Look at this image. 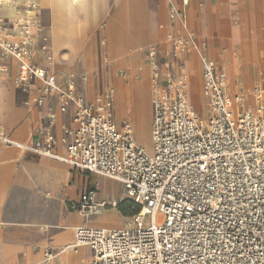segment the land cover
<instances>
[{"label": "built area", "instance_id": "1", "mask_svg": "<svg viewBox=\"0 0 264 264\" xmlns=\"http://www.w3.org/2000/svg\"><path fill=\"white\" fill-rule=\"evenodd\" d=\"M188 4L181 0L172 14L182 19ZM193 40L190 34L175 39L174 51L188 54ZM4 51L18 62L17 87L28 88L35 79L44 94H59L61 112L68 102L76 105V128L65 157L51 153V136L46 147L36 143L30 150L78 173L120 183L140 206L122 229L78 227L69 247L74 253L88 247L91 264H264V76L252 90L256 111L246 112L228 97L225 74L202 58L209 111L202 120L185 77L166 74L161 86L151 51L153 155L148 156L136 145L129 123L121 130L113 123L109 98L86 104L75 97L70 81L60 90L53 74L24 62V39ZM107 208L116 204L97 203L96 191L89 187L70 206L83 216ZM55 257L43 249V264Z\"/></svg>", "mask_w": 264, "mask_h": 264}, {"label": "crops", "instance_id": "2", "mask_svg": "<svg viewBox=\"0 0 264 264\" xmlns=\"http://www.w3.org/2000/svg\"><path fill=\"white\" fill-rule=\"evenodd\" d=\"M153 1L149 0L147 3L149 24L145 30H142L137 48L134 49L128 37L122 53L116 51L118 49H115L105 34L107 18H103L97 28H93L95 35L85 38L84 35L79 36L70 30L69 24L64 26L66 38L80 41L81 50L91 54L94 70L89 76L79 66L75 68L59 66L55 71H49L42 61L34 63L55 76L56 85L60 90H65L67 82L70 81L75 97L86 104L98 98H109L113 122V113L120 114L123 118L118 124L115 122L114 124L121 130L124 123H129L133 129L134 141L142 119L148 117L152 121L149 53L151 51L155 53L153 62L160 73L161 86H164L162 80L166 74L175 79L183 76L188 83L190 94L193 87L192 78L183 73L182 69L185 70L187 59L197 56L201 77L200 56L203 53L208 57V50L199 31L192 29L190 32L196 35L199 52L178 54L174 51L173 41L183 36L187 29L184 25L187 11L193 9L199 12V17H203L201 12L205 11L208 2L212 14L218 9L221 19L228 22L212 31L210 48L214 51L220 48V42L229 44L233 42V26L240 20V6L243 2V0H189L190 4L184 11L183 20L175 22L171 18L167 20L168 6L164 0H157L158 4L155 6ZM172 1L180 7L181 0ZM258 1L264 7V0ZM164 6L167 10V18ZM49 9V5H43L39 11V23L42 24L45 35H48L52 22ZM67 18L69 17L66 16ZM193 18L198 21V16ZM45 22L49 25L47 28ZM89 27L91 26L87 28ZM69 32L73 34H68ZM44 39L46 38L43 37ZM107 52H112L111 64L103 63ZM118 56H121L122 60L119 61ZM208 58H210L207 59L208 61L214 63L217 71L224 73L215 61L214 55ZM193 64L196 65L195 62ZM4 66H8V71L0 75L2 98V100L0 98V110H2L0 111V264H43L45 248L51 249L56 254L52 264H91L93 255L88 247H81L77 253L69 248L74 242L75 230L86 226L83 222L84 216L72 211L70 206L79 202L80 195L88 187L96 191V187L91 184L92 180L103 179L120 187L117 197L103 194V198L105 197L107 201L100 200L96 191L97 203L125 200L127 198L125 189L116 181L96 175H90L92 177L89 182L88 174L73 171L61 160L38 156L30 150L36 143L46 147V137L51 136L53 138L51 153L59 158L65 157L67 147L73 141L72 133L76 128L73 121L76 105L74 102H68L65 111L61 112L57 92L44 94L42 83L35 79L28 88L17 87L14 79L17 77L18 62L11 58L10 63L5 62ZM241 70L244 74L237 78V84L239 91L243 92L244 86L249 83L245 80L246 73H252L253 80H256L257 71L250 65L242 66ZM226 81L228 93V77ZM139 90L143 92L141 99L137 95ZM50 116H53V119H49ZM110 213L118 218L115 208H107L94 216ZM124 225L121 220L119 223L105 220L100 225L86 227L122 229L126 227Z\"/></svg>", "mask_w": 264, "mask_h": 264}, {"label": "rangeland", "instance_id": "3", "mask_svg": "<svg viewBox=\"0 0 264 264\" xmlns=\"http://www.w3.org/2000/svg\"><path fill=\"white\" fill-rule=\"evenodd\" d=\"M114 1L108 2L106 4L103 12L99 15L96 23L92 27H89L86 33L84 34V38L90 35H95L94 29L97 28V26L100 24L103 18H107L108 21L106 25V30L110 32L108 33L109 40L111 41L115 49H118L116 51H118V53H122V51H124L123 48H125L126 40L128 37L130 38L129 40L131 42V45H133L132 43L134 41L136 42V45H133V46L134 48H137V45L141 40L142 34H138V32H136V29L142 27L144 22L149 24V9H148V4H147L149 0H114ZM152 3L155 6L158 4V1L154 0ZM30 6H31L30 3L26 5L25 2L23 1H21L20 3H17L16 1V3H13V8L15 9V13L18 16V18L16 20H10L7 17L0 18V26H1L0 27V74L8 71V66H4V65H5V62L10 63V59H11V58H7L3 56L2 52L5 50L6 46H13L14 44L19 43L21 41V37H23L22 32L24 31V27L27 26L26 25L27 18L25 15V11L28 10V7ZM164 8H165V16L167 18V10L165 6ZM240 10H241L240 18H239L240 20L237 25H241L243 29L246 26H248L249 30L244 31V34L252 36L253 37L252 40L254 42L257 40V37H258V33L255 28H256V25H259L262 28V37H263L262 42L264 44V7H263V4L258 0H243L240 6ZM218 11L219 10L217 9L216 13L212 14L210 5L207 2L205 11L201 12V15L203 17H199V12L193 11V9H191L190 16L189 17L186 16V19L184 21V25L187 28L185 31H190L192 29L199 31L200 37L203 38L202 40H204V42L207 45V50H208L207 53L210 57H212L214 53H218L219 51H221V43H222L220 42L219 49L214 50V51L211 50L209 39L211 37L212 31L214 29L219 28L218 23L220 24L228 23V22H224L221 19V17L218 15ZM38 14L39 13H37V20L39 21L40 16ZM195 16H198V21L195 18H193ZM20 20L22 21V25H19L18 21ZM48 26L49 25L46 23L45 27L47 28ZM14 29L18 31L17 34L13 33L15 31ZM70 34L72 35L73 33H70ZM43 35H45V33L41 34L40 37H42ZM238 38L242 39L241 36H239ZM47 42L48 41H45V39L42 40V42L36 39V45L34 49L35 53H32V57L35 63L42 61L43 64L47 67V69H49V71H55L56 68H58L59 66L75 68L76 66L79 65V62L76 60V57L70 60L64 61L60 59L56 54L53 56L46 55L44 50L48 49ZM237 42H241V40H237ZM31 45L32 47H34V44H31ZM81 48H82L81 42L78 41L77 50H76L77 53L82 52ZM36 52H39V53H36ZM43 52L45 53V55L43 54ZM109 53L112 54V52H109ZM99 57L101 59L100 54H99ZM195 58L197 61H199L198 60L199 57L197 58V56H195ZM2 62L4 63L2 64ZM255 62H256V65H258L257 77L259 79V76L264 66V51L258 57H256ZM217 64L221 67L220 62L219 63L217 62ZM80 67L85 70V73L88 76L90 75L91 70L94 69V67L91 65H83ZM182 72L184 73V69H182ZM70 75H72V73H70ZM15 81H16V78L14 79V84H15ZM254 86L255 84H253L250 89L252 90ZM142 93H143L142 90H139L137 92V95L139 96L140 99L142 98ZM228 93L230 95V96L228 95L230 98L234 97V94L233 95L230 94L229 91ZM189 95H190L191 103H193V101H196L197 98L195 95H192L191 93ZM196 110L198 111V109ZM198 113H199V117L202 120H206L209 115L208 103L206 104V106L201 104L199 106ZM113 117H114L113 118L114 122L117 124L120 121H122V117L120 114L118 115V114L113 113ZM151 123L152 121L151 119H148V117L145 119L143 118L141 125L135 135L136 145L138 147H142L148 156L153 155ZM90 177L92 176L87 175V181L89 182L91 181ZM91 184L96 187L97 195H99L100 200L107 201L105 197L103 198V194L105 193L110 195L111 197H117L119 190H120V187L117 184L105 182L103 179H100L99 181L92 180ZM125 194L127 197L125 200H122L120 202H114V204H116L115 210L118 212V218L127 225L129 222H131V218L133 217V215H135L139 211L140 206L137 203L135 198H131L127 196L126 191H125ZM105 219L107 221L112 220L115 223L120 222V220L117 219L116 215L113 213L105 214L103 216H84L83 222L86 226H96V225H100L102 223L101 221L103 220L105 221ZM148 220L149 219L146 218L145 222L147 223Z\"/></svg>", "mask_w": 264, "mask_h": 264}, {"label": "bare ground", "instance_id": "4", "mask_svg": "<svg viewBox=\"0 0 264 264\" xmlns=\"http://www.w3.org/2000/svg\"><path fill=\"white\" fill-rule=\"evenodd\" d=\"M16 1H17V3H20L21 1H23V2H25L26 5L29 3L31 4V6L28 7V10L25 11V15L27 18V21H26L27 26L24 27V31L22 32L23 37H21V39L25 40V44H26L27 58L24 61L26 64H34L35 63V61L33 60V57H32V53H35L34 49H35V45H36V39H38L39 41H42L43 40L42 37L46 36V35H43L42 37H40V35L44 33L43 32L44 29L42 28V24L39 23V21L37 20V13H39V11L43 5H49L50 6L49 10L52 14V22L50 24V29L48 30L49 32L47 35L49 38L47 36L45 37L46 38L45 41H48L47 42L48 43V49L44 50L46 55L53 56L56 54L60 59H62L64 61H67V60H70V59L76 57V60L79 62V65H78L79 67L83 66V65H91L94 67V62H93L91 54L89 52L87 53V51L86 52L82 51V52L77 53L76 50H77L78 41L77 40L71 41L70 39L66 38L64 26L66 24H69L70 30H73L79 36L84 35L88 29L87 27L88 26L92 27L96 23L99 15L103 12L106 4L108 2H113L114 0H0V18L7 17L10 20H16L18 18V16L15 13V9L13 8V3H16ZM164 1L166 2L167 6H168V19L171 18L175 22L183 20V18L178 19L175 15L172 14L171 8H172V6L177 7L176 4L173 3L172 0H164ZM189 4H190V1H189ZM189 4H188V6H189ZM185 9H184V11H185ZM190 10L191 9H189L187 12V17L190 16V13H191ZM66 16L69 17V18H67L68 20L66 19ZM18 22H19V25H22L21 20ZM225 24L224 23L223 24L218 23V27H222ZM147 25L148 24L144 22L142 27L136 29V32H138V34H141L142 30L143 29L145 30ZM248 28L249 27L246 26L243 29L241 25H237V24L234 25L233 26V42L230 44L222 42L221 43V51H219L218 53H214V57H215L216 62H218V63L220 62L222 70H224V72L226 74L225 76L228 77V91L230 92V94H232V95L234 94V97H231V99L233 101L238 100L239 105L242 107V109L244 111L254 113L256 111V98L253 95V92H252L253 89L251 90L250 88L253 84H255V86H256V85H259L261 83V80L264 76V67H263V70L261 71L259 79L257 77L256 80H253L254 76L252 73L248 74L247 71H246L247 73L245 72L246 73L245 80L247 82L249 81V83L246 82L247 84L244 86L243 92L239 91V86L237 84V78L239 76H241L242 74H244V72H242V70H241V67L242 66L247 67L250 65V66H253L257 71L258 65H256V62H255L256 57H258L264 51V44L262 42V38H263L262 37V28L259 25H256L255 29L258 33V37H257V40L255 42L252 40V38H253L252 36L244 34V31L249 30ZM14 30L15 31L13 33L17 34L18 31L16 29H14ZM242 31H243V33H242ZM108 33H110V32L108 30H105V34L107 36H108ZM68 34H70V33H68ZM184 34H190V35H193V37H194L193 44L191 45L190 51L188 54H190L192 52H194V53L199 52L198 45L196 42V35L190 31H184ZM239 36H241L242 39L241 38L239 39L238 38ZM237 40H241V42H237ZM31 44H34V47H32ZM132 44L136 45V42L134 41ZM86 49H88V48H86ZM134 49H136V48H134ZM202 52H203V50H202ZM36 53H39V52H36ZM45 53L43 52L44 55H45ZM2 54H3V56H5L7 58H12L9 55H6L4 53V51L2 52ZM208 57H209V55H208ZM208 57L203 55V53H202L200 56V62H201L202 58L210 59ZM117 59L119 61L122 60L121 56H118ZM112 61H113L112 54L107 52V54L103 58V63L104 64H111ZM192 61H194L196 63V65H194L193 64L194 62H192ZM96 62H97V60H96ZM199 64L200 63H199V61L196 60V58H193V59L189 58L186 61V65H185L186 68L184 70V73L190 75V77L192 78L193 87L190 90V93L192 95H195L197 98L196 101H193V105L195 106L196 109H198V111H199V106L201 104L206 106V104L208 103V101H206L207 99H206L204 92L202 90V83H201V77H200V72H199V69H200ZM93 70H91V72ZM6 94H7V92H6ZM1 100H2V98H1ZM6 105H7V103H6ZM120 105L122 106V104H120ZM0 111L2 112V110H0ZM121 111H122V109H121ZM12 113H14V112H12ZM11 119H12V117H11ZM157 220L160 221L161 217L158 216ZM129 223L127 225L125 224L124 226H128ZM70 238L72 239V237H70ZM79 250H80V248H79ZM52 263H53V261L51 262V264Z\"/></svg>", "mask_w": 264, "mask_h": 264}]
</instances>
